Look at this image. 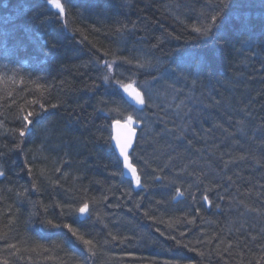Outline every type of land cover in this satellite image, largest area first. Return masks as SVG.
I'll return each mask as SVG.
<instances>
[{"label":"trees","instance_id":"obj_1","mask_svg":"<svg viewBox=\"0 0 264 264\" xmlns=\"http://www.w3.org/2000/svg\"><path fill=\"white\" fill-rule=\"evenodd\" d=\"M60 1L0 0V264H264V0ZM120 55L134 74L115 79L193 93L184 121L147 105L167 133L133 154L152 185L211 188L210 211L121 175L111 125L133 108L102 76Z\"/></svg>","mask_w":264,"mask_h":264},{"label":"bare ground","instance_id":"obj_2","mask_svg":"<svg viewBox=\"0 0 264 264\" xmlns=\"http://www.w3.org/2000/svg\"><path fill=\"white\" fill-rule=\"evenodd\" d=\"M58 3H60L61 5H62V3H61V1L60 0H58L57 1ZM53 6L56 8V9H60V8H57L56 7V5H55V3H53ZM66 12V8H65V10H64V13ZM261 14H264V13H261ZM252 22V26H251V23L250 22H248V21H243V20H240V29H242V31L244 32V33H249V31H251V27L253 28V26H255V28H258L259 26L257 25V24H255L254 23V21H251ZM217 24V25H216ZM215 25H216V27H215V29H218L219 30V23H216ZM259 29L260 30H264V27H259ZM253 32H255L254 34H257V30H255V31H253ZM120 52H118L117 54H119ZM118 57H122L121 55L120 56H118ZM105 61H109V62H111L112 60H109V59H105ZM117 65H120L119 66V69H121L122 71H121V73L119 74V77H120V79L122 80V77L123 76H126V77H130L131 76V74H134V72L131 70V68H130V66H129V64H125V63H123L122 61H120V60H117V62H116V64H114L113 66H116L117 67ZM104 75H106V74H103L102 76H104ZM146 78V77H145ZM113 79L112 78H110L108 81H104L103 80V82H104V86L106 87V88H108V87H111L112 85H113V81H112ZM136 80H139L142 84H145V82L143 83L142 81L144 80V77H141V76H136L135 77V79H133V81L132 82H130V83H137V81ZM114 84H116V83H114ZM122 96L124 97V99H125V96H124V94H122ZM171 98L173 99V107H175L176 106V100H179L178 98H176V97H173V96H171ZM126 100V99H125ZM203 100H201V102H202ZM203 103V102H202ZM188 104H190V106H192V108L194 107L193 106V104L192 103H189L188 102ZM195 104H198V103H195ZM191 109V108H190ZM187 109H186V112H185V114H184V116H183V118H185V119H187ZM140 112L143 114H146V116H147V113H149L148 111H146L145 109H142V110H140ZM167 115H169L170 117H172V118H174V119H176V118H181L180 117V115L182 114V111H180V110H177V109H171V110H166V112H165ZM148 117V116H147ZM149 119H151L150 117H148ZM118 120V119H117ZM144 121L145 120H139V124H140V133H139V136H138V139H139V137L141 138V140L142 141H145V140H149L150 139V137L151 136H156V133L158 132V131H160L161 132V134L162 135H166V133H167V130H165V128L163 129V127L161 126V124H159V123H153V121H151V123H150V125L152 126V129H151V132H150V134H148V133H146L145 131H146V127H145V123H144ZM146 122V121H145ZM186 131V133H188V134H194L193 132H192V130L190 129L189 130V128H186L185 129ZM146 133V134H145ZM152 137V138H153ZM137 139V140H138ZM152 141V139L150 140V142ZM196 144L197 143H194V145L196 146ZM248 146V145H247ZM197 147V146H196ZM130 161H129V165H131V167H136L137 168V171H138V173H139V177H140V187H141V189L140 190H142V191H144L145 192V194H147L148 192L149 193H151V194H154V193H158V194H164V195H168L169 197H171V194L173 195L174 194V197H173V201L174 202H178V204L180 203L181 205H186V203H187V201L190 199V201H189V204H199V205H201V206H204L208 211H210L211 210V208L213 207V201H212V199H211V192L213 193V190L210 188V189H208V190H205V191H203V192H197V193H195V195H194V197H192V196H190L191 194H192V192L194 191V186L192 187V192L191 191H186V190H184L183 188H181L180 187V185L179 184H177L176 182H175V184H171V182L169 181L168 182V186H170V189H164L161 185H159L158 187L157 186H155V185H152V184H150V181H149V183H148V181L146 182L145 181V178L143 177V175H142V173H141V171H140V167H139V165H141V164H143V162H142V160L140 159V157H139V154H138V152H137V154L136 153H134V154H131L130 155ZM125 174V168H124V166H123V164H122V173H121V175L123 176ZM123 177H125V176H123ZM126 178V177H125ZM126 179H128V178H126ZM128 180H130V179H128ZM132 183H134L135 184V182L134 181H132V180H130ZM157 181H161V180H157ZM146 183V184H145ZM147 186V187H146ZM156 188V189H155ZM164 189V191H162ZM177 190H179L181 193H183V195H177ZM153 191H156V192H153ZM194 193V192H193ZM207 197V200H205L204 199V197ZM191 197V198H190ZM216 206V205H215ZM217 207V206H216ZM220 207V206H219ZM219 207H217V209H216V211H220V209H219Z\"/></svg>","mask_w":264,"mask_h":264},{"label":"snow or ice","instance_id":"obj_3","mask_svg":"<svg viewBox=\"0 0 264 264\" xmlns=\"http://www.w3.org/2000/svg\"><path fill=\"white\" fill-rule=\"evenodd\" d=\"M53 3H55L57 8H60L61 11H63L62 5L60 3H58L57 0H53ZM212 19L215 20L216 17L213 16ZM196 31L200 32V29L197 28ZM117 60H120L123 63L129 64V65L133 63V61L129 60L126 57H115L111 62L105 61L104 62V67L106 68L108 74L103 76V80L104 81H108L110 78L115 79V75H114L115 70L113 68V65L116 64ZM136 63H137V66L139 68L145 67V65L140 63L139 61H137ZM119 66L120 65H117V67H119ZM115 83H116V85H118L121 88H123V90L125 92L130 93V95L132 97H134L135 101L138 102L140 105H144L145 104L143 95L139 91L133 89L131 84H125L119 79H115ZM53 107H55V105H53ZM41 110L43 111V105H41ZM36 115L39 116V113H37ZM30 116H33L32 112H28L27 115H24L23 118H22L23 121H25V123H24V126L21 129L18 130L19 136L21 137V143H22L23 137L25 135V130H28L29 132H31V130H32L31 127H30V126H32V120L29 119ZM127 120H128L129 125H130L132 123V121H133V117L132 116H128ZM117 123H119V121H117ZM133 134H134V130L130 131L127 143L121 144V146H120L121 152H123L124 155H125V162H127V148L131 146V138H132ZM16 147L20 148V144H17ZM129 167H131V165H129ZM132 174L135 176L136 184L140 185V177L138 175H136L135 168H132ZM3 175H4L3 170H0V176H3ZM29 175H31V171H29ZM33 187H35V185H33ZM177 195H183V193H181L179 190H177ZM204 199L207 200V197L205 196ZM88 211H89V206H88L87 203H84L82 207L77 209V212L79 214H86V213H88ZM45 212H47V208H45ZM46 223L51 225L52 227L67 228L68 231L71 233V236L69 237V242L70 243L74 244L75 242H79V243L83 244L87 248L88 253H93V241L89 240V239H85V237L83 235L78 234V230L74 229L71 225L53 224V222L51 220H47ZM157 231H159V230H157ZM2 238L3 237H0V239H2ZM72 238H75V239L73 240ZM115 239L116 238L113 237V240H115ZM172 239H175V238L173 237ZM179 243H180V241H177V244H179ZM8 247L15 248V245H9ZM185 247H187V245H185ZM191 251L196 252L198 250L197 249H191ZM200 255H203V253H200ZM3 264H8V261L4 260Z\"/></svg>","mask_w":264,"mask_h":264},{"label":"rangeland","instance_id":"obj_4","mask_svg":"<svg viewBox=\"0 0 264 264\" xmlns=\"http://www.w3.org/2000/svg\"><path fill=\"white\" fill-rule=\"evenodd\" d=\"M239 28V27H238ZM251 41V40H250ZM244 43L245 44H247L245 41H244ZM163 65V64H162ZM146 70H149V68L148 69H146ZM124 78H126V76H123L122 77V79H124ZM163 76L161 77H159L157 80H155L154 82H147V83H145V86L147 87V88H140L141 90H142V92H143V94H144V96H145V98L147 99V103L149 104V105H151V106H153V109H156L157 107H159V108H163V110L166 112V110H169V109H174V108H176L177 110H180V111H182V114L180 115V117L182 118V121H184L185 120V118H183V116H184V114H185V112H183V110H186L187 108H186V106L187 105H189L190 106V104H188V102L189 103H192L193 104V106H195V105H197V104H195L196 103V99H195V97L193 96V93L192 92H188V93H185L184 94V96H185V98H186V101H183L182 99H181V97H176V98H178L179 100H176V106L175 107H173V99L171 98V93L169 94V88L168 87H166V84H164L163 83ZM161 82V84H158V85H154L153 86V84L155 83V82ZM131 84H134V83H131ZM136 85V84H135ZM163 85V86H162ZM145 92H147V97H146V95H145ZM126 92L123 90V88H122V94H125ZM166 109V110H165ZM157 110H158V108H157ZM188 110V109H187ZM191 113V112H190ZM136 117H137V120H138V122H139V120H145L144 121V123H145V127H146V133H148V134H150V132H151V129H152V126L150 125V123H151V121H153L152 119H149L147 116H146V114H142L141 112H138L137 114H136ZM170 117V116H169ZM181 118H179L178 120L180 121V119ZM177 119V118H176ZM164 120H166V121H168V122H170L171 121V119L170 118H164ZM152 124V123H151ZM182 127V129H185V127L184 126H181ZM184 131H186V130H184ZM145 133V134H146ZM186 133V132H185ZM258 216V215H257Z\"/></svg>","mask_w":264,"mask_h":264},{"label":"water","instance_id":"obj_5","mask_svg":"<svg viewBox=\"0 0 264 264\" xmlns=\"http://www.w3.org/2000/svg\"><path fill=\"white\" fill-rule=\"evenodd\" d=\"M132 88L135 89V87H132ZM135 90H137V89H135ZM137 91H139V90H137ZM139 92L141 93V91H139ZM127 99L132 105H134L136 107H142L143 106V105H140L138 102H136L134 97H132L130 95V93L127 94ZM118 121H119V123H117V121H115L112 125V146H113L114 151L116 152L118 158L122 161V164L125 168L124 176L126 178L136 182L135 176L132 174V168H135L136 175H138L137 168L135 166L129 167V161H130L129 157L132 154V151L134 150V148L136 146L138 131L136 128L129 125L128 122H124V121H120V120H118ZM132 130H134V134L132 135V138H131V146L127 148V162H125V155L123 152H121L120 146H121V144L127 143L128 138H129V133ZM81 215H82V217H84L85 214H81Z\"/></svg>","mask_w":264,"mask_h":264}]
</instances>
